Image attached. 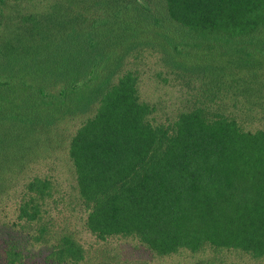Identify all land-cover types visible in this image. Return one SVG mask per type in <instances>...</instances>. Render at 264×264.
<instances>
[{
    "label": "trees",
    "instance_id": "16d2710c",
    "mask_svg": "<svg viewBox=\"0 0 264 264\" xmlns=\"http://www.w3.org/2000/svg\"><path fill=\"white\" fill-rule=\"evenodd\" d=\"M32 2L0 0V201L64 138L60 125L84 117L68 156L96 239H136L162 257L208 254L203 264H232L223 259L232 253L264 261V129L211 109L224 97L212 84L229 78L264 113V0H47L23 9ZM144 46L211 79L172 123H152L155 106L124 70ZM53 189L48 177L24 181L17 219L42 221ZM53 234L41 224L26 237L48 244L50 264H85L74 237ZM19 241H7L5 264H26Z\"/></svg>",
    "mask_w": 264,
    "mask_h": 264
},
{
    "label": "rangeland",
    "instance_id": "374dc122",
    "mask_svg": "<svg viewBox=\"0 0 264 264\" xmlns=\"http://www.w3.org/2000/svg\"><path fill=\"white\" fill-rule=\"evenodd\" d=\"M46 2L47 0H35L33 4L23 3L22 7L31 11L32 6L37 5L39 8L46 6ZM185 50L193 51L189 48ZM188 59L192 60V57L189 56ZM175 60H177L176 57ZM170 63V57H167L166 53L156 46H144L137 49L124 62V70H132L138 74L140 100L155 106V111L151 116V121L155 124L172 123L180 109L181 111L186 110L194 104L193 101L196 98L199 99L198 95L205 86L203 84L211 83L210 77H207L205 79L207 82H205L200 72L180 71L172 67ZM212 85V90L217 91L221 97L224 96L222 103H219L221 106L218 104L211 106L213 111L235 118L244 130L264 129L262 108L246 103V96L238 91L240 87L237 89L234 86V88L229 78H226L221 86L218 83ZM83 119L84 117L70 118L62 123L57 131L65 130L67 133L65 132L64 138L62 135L57 146H54L39 160L32 162L27 175L20 177L18 185L2 196L3 199L1 198L0 201V264H5L2 250L8 245L7 241L10 239L20 240L18 243L25 255L26 264H50V261L45 260L49 252L48 244L35 243L26 237L27 234L37 232V227L41 224L52 228L55 238L62 234H70L74 237L84 249L85 261L83 262L85 264H203V258L209 256L208 254L183 252L171 257L156 256L136 239L111 237L101 241L86 230L84 206L78 197L76 175L68 156L69 135ZM35 175L50 178L54 189L52 197L47 200L42 221L28 224L17 219V208L21 200L20 193H22L24 181ZM54 240L56 242L57 239ZM225 255L227 257L223 259L232 264H264V261H254L245 254Z\"/></svg>",
    "mask_w": 264,
    "mask_h": 264
}]
</instances>
